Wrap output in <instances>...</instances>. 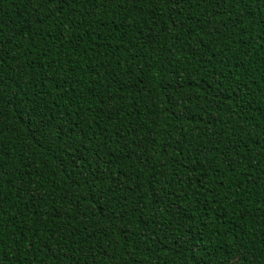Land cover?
Masks as SVG:
<instances>
[{
	"label": "trees",
	"instance_id": "16d2710c",
	"mask_svg": "<svg viewBox=\"0 0 264 264\" xmlns=\"http://www.w3.org/2000/svg\"><path fill=\"white\" fill-rule=\"evenodd\" d=\"M0 264H264V0H0Z\"/></svg>",
	"mask_w": 264,
	"mask_h": 264
}]
</instances>
